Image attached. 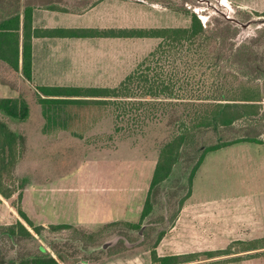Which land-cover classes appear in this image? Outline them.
Instances as JSON below:
<instances>
[{"label":"trees","instance_id":"trees-1","mask_svg":"<svg viewBox=\"0 0 264 264\" xmlns=\"http://www.w3.org/2000/svg\"><path fill=\"white\" fill-rule=\"evenodd\" d=\"M34 8L35 5L27 1L21 12V0H0L3 15L0 19V67L5 69L8 77L13 75L19 79L17 83L13 82L0 71V81L19 92L16 97H0V112L21 122H26L31 114L26 97L31 93L27 88L33 80L34 37L160 39L156 47L115 86L38 85L34 90L47 120L45 132L57 128L73 130L75 123H85L86 113L96 108L113 110L115 132L123 136L145 134L154 124L165 123L169 127L170 138L161 144L140 220L114 221L106 225L123 223L127 227L125 230L130 232L140 228L159 204L162 185L181 163L189 172L185 184L188 191L178 201L174 217L169 218L170 226L173 225L192 193L193 180L209 152L242 142L264 144V113L260 112L264 101V56L256 52V46L264 37V28L250 42L239 47L232 44L229 56L223 52L228 48L229 37L208 29L195 12L189 26L36 29L33 26ZM50 8L57 9V6ZM237 63L249 66L251 71H238L234 68ZM240 76H250L249 82H263L247 83ZM21 79L27 86L24 89L20 87ZM64 112L67 117L62 119ZM73 132L83 137L82 133ZM26 139L23 133L0 119V194L10 199L20 190L16 206L20 218L0 227V264H69L59 244L69 243L74 238L67 241L63 238V242L45 245L37 242L36 235L44 241L47 230L56 233L76 226L69 223L37 224L22 206L26 182H16L15 169L24 154ZM167 201L171 205V199ZM161 219L167 221L165 215ZM166 232L160 231L151 249L153 264H185L248 252L225 259L237 261L258 256V250L264 249V237H261L234 240L223 249L160 255L157 247ZM6 240L12 246H19L12 258H9ZM35 241L34 251L27 245ZM121 245L125 243L118 242L113 247Z\"/></svg>","mask_w":264,"mask_h":264},{"label":"rangeland","instance_id":"rangeland-1","mask_svg":"<svg viewBox=\"0 0 264 264\" xmlns=\"http://www.w3.org/2000/svg\"><path fill=\"white\" fill-rule=\"evenodd\" d=\"M146 1L156 3L160 8H150L145 4H122V14L129 11L132 19L149 20L147 22L149 27L164 25L175 27L189 26L192 13L195 12L208 29L219 31L221 35L229 37L228 48L223 50L229 56H231L232 44L239 47L242 43L250 42L264 28V15L227 9L221 0ZM159 41L160 39L157 38L133 40L123 38L114 45L106 42L104 46L106 52L108 49H114L117 54L116 61L121 57L120 64L117 63L115 67L100 68L97 72L83 70L82 73L68 75L36 74L34 84H117L156 47ZM256 52L264 56V37L256 46ZM98 55L93 59L89 53H82V58L76 60L82 61L81 67L84 66L85 69L96 61L104 60V56L98 58ZM241 65L237 63L234 68L238 71H251L249 66ZM1 67L0 71L7 76L5 69ZM8 78L16 83L19 81L17 76L10 75ZM240 78L251 84L263 82L262 80L249 82L250 76H240ZM19 83L21 89L27 87L24 86L22 79ZM34 84H30V88H27L31 92L26 97L31 114L26 122L9 118L0 112V119H4L12 129L27 137L24 154L15 169L16 182L24 180L26 187L31 186L32 191L33 187L42 188L45 185L48 188L41 190L45 194H50L51 190L53 194L60 192L59 182L67 180L75 181L77 186L81 184L83 189L86 187L100 189L113 199L117 194L119 196L122 194L126 202H122L119 207L124 206L127 212L120 215L129 220L139 221L140 219H135L133 215L136 212L134 207L137 206L135 201L144 195L143 188L150 185L161 144L170 138L169 127L165 123L154 124L145 134L123 136L115 132L113 110L96 108L86 113L85 123H75L73 130L57 128L45 132L47 120L43 114V107L34 94L36 90ZM11 91L10 87L0 83V96H14L10 95ZM260 112L264 113V101ZM66 117V112L62 113V119ZM73 131L82 133L83 137L74 135ZM262 138L264 139V132ZM200 169L197 176L199 188L197 198L207 200L205 201L207 203L199 210L204 212V215L212 213L216 218L211 220L209 226L206 225L207 228L199 224L196 229L194 226L192 229L189 224L181 225L175 243L168 247L163 245L160 247L158 252L161 255L171 251L181 252L182 248L194 250L203 246L226 247L232 239H253L264 236V144H240L209 152ZM188 173L181 163L175 167V172L162 185L161 200L148 218L149 222L146 220L140 228L131 232L126 231V225L123 223L97 227L76 226L77 228L56 233L47 230L44 241L36 235L37 242L50 245L63 242V238H66V241L74 238L69 243L59 244L69 264H152L151 249L158 234L169 228V218L174 217L178 209V201L188 191L185 186ZM57 178L58 180L54 181ZM52 182L53 184L50 185ZM72 192L75 198L87 194L77 187H73L69 192L73 197ZM173 192L176 193L174 196H168ZM19 193L20 190L10 199L0 194V227L15 223L20 218L16 209L20 200ZM168 199H171V205L168 204ZM28 201L33 208L30 198ZM69 208L76 210V206ZM48 209L49 212L52 211L51 208ZM163 213L168 215L167 221L161 219ZM72 214L78 215L73 212ZM198 219L200 223L203 220L202 217ZM117 236H120L118 242H123L125 245L114 247L112 245L106 250L98 248L102 243ZM37 242H29V245H26L35 251ZM136 242L137 244H131ZM5 243L9 250V258L14 257L19 246H12L9 240ZM175 248L180 249L174 250ZM49 250L52 251L50 247ZM258 253V256L250 258V261L238 264H264V249L258 250Z\"/></svg>","mask_w":264,"mask_h":264},{"label":"crops","instance_id":"crops-1","mask_svg":"<svg viewBox=\"0 0 264 264\" xmlns=\"http://www.w3.org/2000/svg\"><path fill=\"white\" fill-rule=\"evenodd\" d=\"M29 1L31 4L35 5L33 10V26L36 29H53V28H96V29H119V28H150L148 26L149 20H135L130 17L129 11H126L122 14V4H145L150 8H160V5L156 3H148L146 0L135 1V0H21L22 10ZM225 3L227 9L249 12L251 14H264V0H221V3ZM50 6H57V9H52ZM157 10V9H156ZM167 10V9H166ZM160 11V10H157ZM0 19L2 18V12L0 11ZM157 27H171L168 25L157 26ZM179 27V26H175ZM123 37H49V36H36L33 38V80L31 84H34V79L36 74H69V73H82L83 70L97 72L98 69L115 67L117 63L120 64L117 60L116 50H107L104 49L106 42L110 45H114L115 42H120ZM127 40H133L135 38H124ZM119 40V41H118ZM88 47V48H87ZM87 48V49H86ZM90 49V50H89ZM82 53H89L90 57L93 59L104 56V60L94 61V64L88 65V67H81L82 61L76 59L82 58ZM120 54V53H119ZM101 72H106L105 70H99ZM21 73V72H20ZM19 73V74H20ZM120 82V81H119ZM118 82V83H119ZM1 84H3L0 81ZM117 83V84H118ZM114 85H82V84H66V85H78V86H115ZM6 85V84H3ZM38 85H49V84H34ZM52 85H62V84H52ZM10 87L9 85H6ZM11 94L16 97L19 96V92L10 87ZM14 92V93H13ZM6 97V96H0ZM240 144H257L251 142H242L227 146L224 148H230L235 145ZM260 145V144H259ZM221 148V149H224ZM220 150V149H219ZM216 151V150H215ZM218 151V150H217ZM212 152V151H211ZM206 158V157H205ZM205 161V159H204ZM203 161V163H204ZM202 163V164H203ZM201 164V166H202ZM200 166V168H201ZM198 169L197 174L193 180L192 193L184 202L182 209L179 211V214L173 223L169 225L166 234L162 238L161 242L157 247V251L160 250V247L169 246L176 241V235H178L180 226L189 224L191 228L196 229L199 225H202L207 228L209 223H212L211 220L216 218L212 213L204 215V212H201L199 209L203 207V204H206L207 200L198 199L197 189V176L200 173L201 169ZM153 177V176H152ZM58 180L55 179L54 181ZM152 180V179H151ZM75 181L67 180L61 181L58 185H61L60 192L53 194L52 190L50 194L42 193L41 190L48 188L43 185L37 187L33 191L31 186H28L23 191V208L29 214V216L37 223L47 226L48 224H59V223H69L75 226H87V227H97L105 225L114 221H132L125 216L120 214L126 213L127 210L120 208L122 202H126V199L122 194H117L115 198H111L107 192H104L100 189L94 190V188L86 187L83 189L81 184H75ZM56 183V182H54ZM151 183V181H150ZM53 182L50 184L52 185ZM49 185V187H51ZM77 187L80 191L87 192L86 196H74L69 195L71 189ZM150 185L143 188L144 195L139 197L137 201V206L134 207L136 212H134L135 219H140L141 213L143 210L144 202L146 200L148 190ZM101 188V187H100ZM83 189V190H82ZM58 190V191H59ZM54 195V196H53ZM62 195H64L62 197ZM29 198L32 201L33 208L29 204ZM76 199V200H75ZM135 199V197H134ZM130 200V199H129ZM131 202V201H130ZM76 206V210L69 208L70 206ZM202 204V205H201ZM35 205V208H34ZM51 208L52 211L49 212ZM156 208V207H155ZM118 210H120L118 212ZM155 210V209H154ZM153 210V212H154ZM76 213L78 215H73ZM153 214V213H152ZM165 215L166 220H168V215ZM202 217L203 220L198 222V218ZM206 219V220H204ZM207 225V226H206ZM264 237V236H261ZM253 237L255 238H261ZM241 240H251L238 238ZM234 239V240H238ZM233 239L231 242L234 241ZM230 242V243H231ZM229 243V244H230ZM228 244V245H229ZM227 245V246H228ZM226 246V247H227ZM224 246L215 247V246H203L202 248H196L194 250H180L181 252L171 251L165 255L171 254H183L190 252H201L207 250H216L226 248ZM172 248V247H171ZM167 249V248H166ZM180 248H175L178 250ZM159 253V252H158ZM248 252H239L233 255L220 256L215 258H206L202 260H196L193 262L185 264H207L212 262L215 264H238L246 263L245 261H250V258H242L241 260L231 261L225 260L229 259L235 255H245ZM161 255V254H160ZM218 260V261H215ZM224 261V262H219ZM207 262V263H206ZM153 264V262H152Z\"/></svg>","mask_w":264,"mask_h":264},{"label":"water","instance_id":"water-1","mask_svg":"<svg viewBox=\"0 0 264 264\" xmlns=\"http://www.w3.org/2000/svg\"><path fill=\"white\" fill-rule=\"evenodd\" d=\"M143 228H144V226L142 227L141 231L143 230ZM124 238H125V237H124ZM119 239H120V236H117V237H115V238H113V239H110V240H108V241L102 243L98 248H102V249L106 250V249H108L110 246L116 244V243L119 241ZM127 243H128V242H127ZM128 244H129V243H128ZM131 244H137V242H136V243H131ZM82 264H87V263H82Z\"/></svg>","mask_w":264,"mask_h":264},{"label":"flooded vegetation","instance_id":"flooded-vegetation-1","mask_svg":"<svg viewBox=\"0 0 264 264\" xmlns=\"http://www.w3.org/2000/svg\"><path fill=\"white\" fill-rule=\"evenodd\" d=\"M223 5H225V3L222 2Z\"/></svg>","mask_w":264,"mask_h":264}]
</instances>
